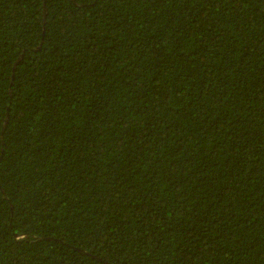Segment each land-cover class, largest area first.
Here are the masks:
<instances>
[{
    "label": "trees",
    "instance_id": "trees-1",
    "mask_svg": "<svg viewBox=\"0 0 264 264\" xmlns=\"http://www.w3.org/2000/svg\"><path fill=\"white\" fill-rule=\"evenodd\" d=\"M0 264H264V0H0Z\"/></svg>",
    "mask_w": 264,
    "mask_h": 264
}]
</instances>
